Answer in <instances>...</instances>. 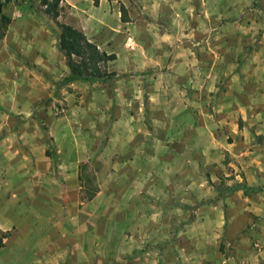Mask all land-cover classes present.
Segmentation results:
<instances>
[{"label": "rangeland", "instance_id": "1", "mask_svg": "<svg viewBox=\"0 0 264 264\" xmlns=\"http://www.w3.org/2000/svg\"><path fill=\"white\" fill-rule=\"evenodd\" d=\"M42 1L29 5L48 34L7 42L0 25L9 59L25 67L22 80L0 79L1 96L25 110H0V138L8 171L17 158L24 174L2 182L8 208L30 214L29 235L51 234L43 264L211 254L228 196L264 191L244 184L238 153L264 145V0H105L111 28L89 41L114 55L103 71L115 77L57 87L66 65Z\"/></svg>", "mask_w": 264, "mask_h": 264}, {"label": "crops", "instance_id": "2", "mask_svg": "<svg viewBox=\"0 0 264 264\" xmlns=\"http://www.w3.org/2000/svg\"><path fill=\"white\" fill-rule=\"evenodd\" d=\"M35 1L8 0L5 3L1 14L8 19V23L3 28V40L8 42L13 36H35L39 32L42 35L48 34L50 29L48 26L43 27L40 31L35 27L40 18L34 14V10L29 5L35 4ZM110 6L105 0H98L97 3H93L92 0H60L56 21L78 30L89 40V38L99 36L98 33L102 30L111 28L108 17L110 16ZM113 18L120 24L116 12ZM45 20L47 19L44 18L43 21ZM47 23L49 24V22ZM29 64H31L29 66H33L32 63ZM54 65V62H51V66ZM62 66L64 68L62 77H65L67 68ZM11 67L21 71L13 72ZM22 68H25L22 64L9 59L7 50L0 43V79L22 80L19 78L23 76ZM27 72L30 73V71ZM31 74L34 77L33 72ZM33 77L29 78L27 75L26 79L33 81ZM26 79L25 81H27ZM1 95L0 110L16 115L25 114L23 108L11 107L13 105L9 104L6 98ZM20 99L23 98L20 97ZM30 99L33 101V97ZM5 126L3 119L0 118V131L2 129L6 131ZM7 140L8 137L0 138V232L6 234L14 226L20 233L15 230L3 239V246L0 248V264H26V257L31 260L29 264H43L51 256V234L41 237L29 235L30 214L25 216L20 213L19 209L16 211L9 209L6 204L7 191L2 187V182L7 179L8 175H24L21 165L18 166L17 158H15L14 165L10 164L12 170L8 171L9 163L6 162L7 152L5 150L8 144ZM19 146L20 143L15 140V147ZM256 150L252 148V151L238 152L241 155L239 161L247 167L242 179L244 184L249 187L264 186V145H257ZM47 175H51V173ZM225 203L226 205L222 208L225 217L224 231L218 235L211 233L210 237L212 240L214 236L217 237V247L213 246L211 254L203 250L196 251L194 247H187L186 250L183 249L182 259L177 258V262L182 264H264V194L248 195L244 194L243 190H235L228 196ZM205 210L214 214V210L217 211V206H207ZM47 219L51 230L50 208L47 211ZM209 220L210 216L208 222ZM31 244L32 246H29ZM221 245L222 247H220Z\"/></svg>", "mask_w": 264, "mask_h": 264}, {"label": "trees", "instance_id": "3", "mask_svg": "<svg viewBox=\"0 0 264 264\" xmlns=\"http://www.w3.org/2000/svg\"><path fill=\"white\" fill-rule=\"evenodd\" d=\"M7 1L8 0H4V3L0 2V25L2 28H5L8 23V19L1 14V9ZM59 1L60 0H51L50 2L42 1V4L46 7L45 13L49 14L57 30L54 31L57 41L56 47L62 54L69 72L68 76L64 77L56 84V87L72 81L106 82L114 78V73H106L103 71L105 64L114 59L113 54H105L99 51L97 47L87 40L78 30L56 21ZM93 2L97 3V0H93ZM119 13L120 21L127 22L124 8L121 7ZM260 193H264V191ZM4 238V234L0 232V248L3 246Z\"/></svg>", "mask_w": 264, "mask_h": 264}, {"label": "built area", "instance_id": "4", "mask_svg": "<svg viewBox=\"0 0 264 264\" xmlns=\"http://www.w3.org/2000/svg\"><path fill=\"white\" fill-rule=\"evenodd\" d=\"M1 3H4V0H0Z\"/></svg>", "mask_w": 264, "mask_h": 264}]
</instances>
